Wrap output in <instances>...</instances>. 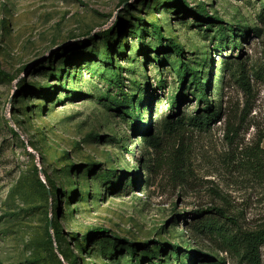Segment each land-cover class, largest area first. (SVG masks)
I'll use <instances>...</instances> for the list:
<instances>
[{"label": "rangeland", "instance_id": "1", "mask_svg": "<svg viewBox=\"0 0 264 264\" xmlns=\"http://www.w3.org/2000/svg\"><path fill=\"white\" fill-rule=\"evenodd\" d=\"M139 19L144 37L131 33ZM152 23L208 77L217 118L188 120L205 103L179 83V57L157 62ZM219 27L239 46L218 52ZM107 31L109 70L134 93V111L113 105L117 88L98 76ZM0 70V264H175L174 245L187 264L191 251L204 255L194 264H249L241 233L264 226V0H0ZM145 86L140 133L132 117ZM50 218L61 255L46 243ZM259 255L264 264V243Z\"/></svg>", "mask_w": 264, "mask_h": 264}, {"label": "trees", "instance_id": "2", "mask_svg": "<svg viewBox=\"0 0 264 264\" xmlns=\"http://www.w3.org/2000/svg\"><path fill=\"white\" fill-rule=\"evenodd\" d=\"M180 6L181 7H187V5L185 4L184 1H180ZM196 10L197 11H195L193 13L197 19H200V18H202V15L203 16L205 15V9L204 8L200 7V8H196ZM119 23H120V21H118V24ZM136 26H137L136 28L138 30L136 32L133 31L131 33L132 34H140V36L144 37V35H145L144 32H148V31H147V28H145L142 25L141 19H139V22ZM197 26L200 28L199 24H197ZM149 32H150L151 36L155 39V41H156L155 43L161 49V53L159 54V56H157L158 57L157 62H159V63L163 62L162 58H160V55L164 54V53H165V56H164L165 61L167 60V55L169 53H170V55H175V57H179V61H180L179 65H178L179 66L178 72H180L179 77H178L179 83L181 85H183L186 81H189V83H188L189 87H193V89L190 92H192L193 95H197L198 100H202L205 103V107H203V108L198 107L197 114H195L193 116L192 115L189 116L188 120L192 121V123H194L196 125H202L204 123H208L209 121H212L213 119L217 118L219 115V112L221 111V108H220V106H217V108L214 107V105L211 104L210 102H208V100H207L206 92H208V87H209L208 77H207L206 81H203L202 80L203 77L200 75V71L198 69L192 68V66H195V65H191V63H186V62L183 63L181 61L182 51H181L180 46L173 43V41L171 39L166 40L163 37L159 28L154 23L150 24V31ZM109 34H110V31H107L101 35L102 41L104 42V45H105L104 48H105V52H106L105 56L101 62L103 64V66L105 67V69L103 71L99 72L98 76L100 78H102L108 85L117 88V90H118L117 96L118 97L117 96L116 97L118 99H116V98H114L115 100L113 99V101H114L113 105L114 104H127L134 111V109H135V105L133 104L134 93H127L124 89L125 86H124L123 80L121 78V75L119 73L115 72L114 70H111V71L109 70L111 65H112V57H110V47H111L110 44H111L112 39L111 40L109 39V37H111ZM214 35L217 37V44L214 45V47L218 52H223L224 48L227 46H230L231 48L239 46V44H238L239 42L236 39H234V37L229 38V36L226 32V29L223 27H219L218 31H216L214 33ZM245 36H246V31L242 30L239 34L240 39H243ZM212 38H213V35H212ZM143 45L145 46L144 49L151 48V44H143ZM154 47H155V44L153 43L152 48H154ZM168 47H169V49H168ZM120 48H121L120 51H121L123 57L126 58L125 46H123V47L121 46ZM241 65H242V63H238L237 66L240 67ZM229 66L230 65L228 63L226 64L225 62H220V65H219V67L222 71H225L226 69H228ZM87 70H90V72L92 74H94V72H96L94 65H89ZM240 72H242V68H240ZM63 73H64L63 80H65L66 76H68V71L65 69V71ZM159 73H161V72L159 71ZM61 74H62V69H60V71L57 75V79L59 81H61V79H60ZM0 76L5 77V76H7V74H5L3 71L0 70ZM187 77L189 79H187ZM73 79H74V83L79 80L78 77L73 78ZM157 83H158L157 86L161 87L166 82H165V80L160 79ZM146 87L147 86L142 88L141 94L138 95V98H137V101H138L137 110L138 111H137V114H135V116L132 117V121H133L132 122V128L133 129L135 128V131L140 132V133L144 132L147 129V125H148V122L146 120L147 116L142 121V116L144 115V109H146L147 114H148V112L151 108L150 103L147 105V107H144L145 106V97H146V93H145ZM43 88L45 90H47L50 88V86L43 87ZM196 92L198 94H196ZM216 92L218 93V91H216ZM149 95L147 94V97ZM180 95H181V98H183V99H185L187 97V94H185L184 92L181 93ZM177 98L178 97H174L171 99L172 100L171 101L172 107L176 108L180 104L181 101L178 102ZM178 121H180V119ZM47 178L49 179V177H47ZM129 183H130V185H137L138 180H130ZM39 184H40L41 188H44V186L41 183H39ZM51 188L57 189L53 185V183L51 185ZM71 191H72L71 194L75 193L74 189H72ZM207 210L208 211L213 210L217 215L222 216L225 219L234 223V221L232 219H230L229 217L224 215V212L221 209H218V208H214V209L212 208L211 209L210 208ZM202 212L203 211L200 210L197 213L199 215H201ZM207 224H208V222H205L201 226H198L197 229L198 230H204L206 228ZM45 234H46L47 245L50 248H52V246L54 244L55 248L58 249V252L61 255L63 253V251L61 250V240H62L61 230L58 227L57 223L53 222L51 218L47 220V227H46ZM94 235L96 236V234L89 235L88 236L89 238L86 241L90 242L93 240L92 243H94ZM92 236H93V239H92ZM240 240H241L242 258L244 260H246L249 264H260L259 248L264 243V226L257 229V230H254V231H243L241 233ZM231 241H227V243L231 244ZM120 246H122V245L120 244ZM129 251H130V255L135 257V249L130 248ZM173 251H174V259L176 261L175 264H187L186 262H184L182 260L183 254L179 252L177 245L173 246ZM113 252L114 251L111 250L110 256H113L114 259L117 260V258L115 256L117 254H115ZM144 252H145V254H147V256H151L152 258L157 257V253L150 252V251L149 252L144 251ZM202 256H204V255L200 254L199 252H194V251L186 253L187 262L189 261L192 264H194L197 257H202ZM134 259H136V257ZM130 262H132V261H130ZM74 263L75 262H73L72 264H74ZM208 264H223V262L222 261H215V262L208 263Z\"/></svg>", "mask_w": 264, "mask_h": 264}]
</instances>
